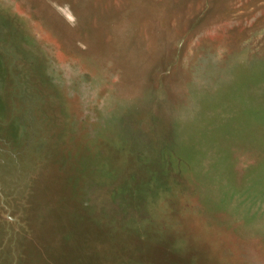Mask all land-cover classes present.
Listing matches in <instances>:
<instances>
[{"label":"rangeland","instance_id":"1","mask_svg":"<svg viewBox=\"0 0 264 264\" xmlns=\"http://www.w3.org/2000/svg\"><path fill=\"white\" fill-rule=\"evenodd\" d=\"M0 264H264V0H0Z\"/></svg>","mask_w":264,"mask_h":264}]
</instances>
